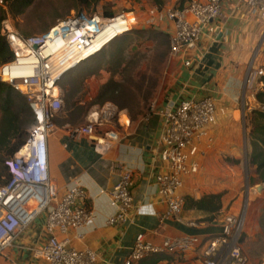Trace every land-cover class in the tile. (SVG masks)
Masks as SVG:
<instances>
[{
    "label": "built area",
    "instance_id": "obj_1",
    "mask_svg": "<svg viewBox=\"0 0 264 264\" xmlns=\"http://www.w3.org/2000/svg\"><path fill=\"white\" fill-rule=\"evenodd\" d=\"M229 1L246 5L252 16L264 19V0H192L184 7L177 5L166 12L152 8L141 22L134 12H122L112 17L80 13L42 35L24 37L15 30L5 0H0V7L7 13L1 33L8 39L14 53L11 62L0 66V83L26 97L35 114V124L24 145L4 162L8 180L0 185V259L13 238L45 214V228L50 239L37 252L45 264L96 263L95 252L78 250L70 246L67 238L61 240L57 235H67L70 230L78 232L91 220L92 214L85 206V190L76 185L59 198L50 178L49 161L39 157L42 143L48 140L54 120L64 108L60 86L63 79L96 57L110 43L132 33L140 24L155 26L168 23L169 54L176 59L197 47L204 28L209 27L210 34L216 33L213 23L221 16L222 4ZM17 42L28 51L26 55L14 49ZM184 65L189 67L191 62ZM253 68L254 61L250 64L247 82L259 80L264 87L260 81L264 77V66ZM251 111V106L246 104L242 111L245 130L246 117ZM122 112L104 108L89 116L85 125L76 128L74 133L103 145L104 139L98 136V129L113 122L121 123ZM163 117L160 158L167 167L156 177V184L158 199L167 210L159 215L160 223L182 220L185 202L179 192L183 188V179L199 173L198 155L202 149H209L214 144L212 129L217 124V107L209 97L190 100L182 102L176 110L164 112ZM104 138L116 140L118 137L107 132ZM116 169L119 182L109 193L116 213L108 220L109 225L126 223L129 212L134 208L132 172L121 164H117ZM246 197L238 217L231 214L223 219L220 235L168 237L160 245L144 242L143 236H138L124 264H137L150 258L177 260L194 256L201 264H249L241 245L248 210ZM78 237L82 238L83 234L79 232Z\"/></svg>",
    "mask_w": 264,
    "mask_h": 264
},
{
    "label": "crops",
    "instance_id": "obj_2",
    "mask_svg": "<svg viewBox=\"0 0 264 264\" xmlns=\"http://www.w3.org/2000/svg\"><path fill=\"white\" fill-rule=\"evenodd\" d=\"M164 25L166 29L158 31L169 35V24ZM213 25L214 35L210 34L209 27L204 28L197 47L175 59L173 74L148 112L132 116L123 111L121 123L113 122L98 129L103 145L76 136L75 129L86 122L77 123L65 107L54 120L48 137L51 181L59 198L68 188L81 186L87 195L85 206L92 214L91 220L78 232L70 230L67 235H57L61 240L67 238L70 246L78 250L95 252V264H124L138 236L154 245H160L168 237L218 236L223 219L231 215L230 198L220 183L229 180L232 173L240 172L239 167L251 152L242 111L246 104L252 110L259 106L256 94L261 89L260 82L247 81L252 61L254 70L264 66V19L252 16L246 5L229 1L222 4L221 16ZM188 61L191 66L186 67L184 63ZM208 97L217 107V124L212 129L215 141L211 148L202 149L197 157L201 166L199 173L183 179L179 194L196 200L209 194H222V209L216 215L183 209L181 221L160 223L159 215L167 210L158 199L156 184V177L167 167L160 158L162 147L159 145L163 113L176 110L182 102ZM107 132L118 138H104ZM117 164L132 172L134 208L126 223L109 225L108 220L116 213L109 193L119 182ZM211 217L213 220H209ZM45 222L46 215L39 216L19 232L0 264H45L37 255L50 239ZM79 232L82 238L78 237ZM158 264L201 263L194 256Z\"/></svg>",
    "mask_w": 264,
    "mask_h": 264
},
{
    "label": "rangeland",
    "instance_id": "obj_3",
    "mask_svg": "<svg viewBox=\"0 0 264 264\" xmlns=\"http://www.w3.org/2000/svg\"><path fill=\"white\" fill-rule=\"evenodd\" d=\"M177 5V0H33L24 14L12 16L11 22L21 36L30 37L42 35L80 13L115 16L134 12L141 22L152 8L166 12ZM143 28L148 33L141 32ZM162 29H166L163 24H140L124 42L119 44L115 40L96 57L66 75L60 86L65 96V110L70 112L71 118L77 123H85L89 116L104 108L127 111L132 116L148 112L176 68V61L170 56L164 39L156 35ZM149 31L154 33L149 34ZM119 49L123 51L121 54ZM122 59V66L114 74L117 60ZM106 85L110 90H118L106 92ZM260 91H264L263 86ZM111 98L112 101L102 103ZM250 154L239 167L240 172L232 173L231 178L222 180L220 185L230 198L231 214L237 217L248 196L242 250L249 264H264V182L256 174L255 167L250 166ZM259 186L263 187L261 192L257 190Z\"/></svg>",
    "mask_w": 264,
    "mask_h": 264
},
{
    "label": "trees",
    "instance_id": "obj_4",
    "mask_svg": "<svg viewBox=\"0 0 264 264\" xmlns=\"http://www.w3.org/2000/svg\"><path fill=\"white\" fill-rule=\"evenodd\" d=\"M32 1L33 0H5L8 11L13 17L24 14L26 8L31 5ZM191 1L192 0H181L178 5L179 7H184ZM105 16L112 17L113 15L106 14ZM6 18V11L0 7V66L9 63L14 59L13 50L7 38L1 33L2 23L6 20ZM147 31L148 30H145V28L141 30L143 33H148ZM150 31L149 34L154 33ZM156 33L158 37L164 39L167 50L169 51V35L160 31ZM128 35L122 36L116 41L120 44L127 39ZM118 51L120 54L123 52L120 49ZM114 56L116 57V53ZM122 62L123 59L117 60V66L115 67L114 74L118 73V70L122 66ZM260 81L264 85V77H262ZM115 86L118 88V84ZM117 88H112L110 90L108 85L104 87L105 91L109 93L116 92L118 90ZM112 99L113 98L103 101L102 103L112 101ZM256 99L260 104V108L253 109L247 114L246 130L252 147V153L250 154V166L255 167L256 174L260 177L261 182H264V91L258 92L256 94ZM120 108L124 109L123 106ZM34 124L35 114L26 97L16 92L9 85L0 83V185L6 184L8 180L7 170L4 165L5 159L13 156L20 150ZM222 197V194H209L198 200L189 196L184 197V209H195L210 213L211 215H216L222 209ZM209 220H213V217ZM173 260V258L169 257L150 258L137 264H158L162 261L171 262Z\"/></svg>",
    "mask_w": 264,
    "mask_h": 264
},
{
    "label": "clouds",
    "instance_id": "obj_5",
    "mask_svg": "<svg viewBox=\"0 0 264 264\" xmlns=\"http://www.w3.org/2000/svg\"><path fill=\"white\" fill-rule=\"evenodd\" d=\"M39 157L41 159H45L49 161V145H48V140L44 141L41 145L40 152H39Z\"/></svg>",
    "mask_w": 264,
    "mask_h": 264
},
{
    "label": "bare ground",
    "instance_id": "obj_6",
    "mask_svg": "<svg viewBox=\"0 0 264 264\" xmlns=\"http://www.w3.org/2000/svg\"><path fill=\"white\" fill-rule=\"evenodd\" d=\"M14 49H16L19 53L23 55H26L28 53V51L24 48V46L20 42L15 43Z\"/></svg>",
    "mask_w": 264,
    "mask_h": 264
},
{
    "label": "water",
    "instance_id": "obj_7",
    "mask_svg": "<svg viewBox=\"0 0 264 264\" xmlns=\"http://www.w3.org/2000/svg\"><path fill=\"white\" fill-rule=\"evenodd\" d=\"M257 190H258L259 192H261V191L263 190V187H262V186H259V187H257Z\"/></svg>",
    "mask_w": 264,
    "mask_h": 264
}]
</instances>
